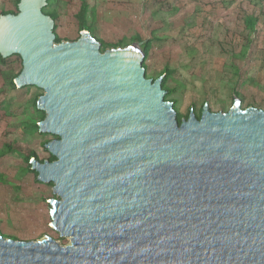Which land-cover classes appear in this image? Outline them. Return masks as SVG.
<instances>
[{
    "label": "water",
    "instance_id": "95a60500",
    "mask_svg": "<svg viewBox=\"0 0 264 264\" xmlns=\"http://www.w3.org/2000/svg\"><path fill=\"white\" fill-rule=\"evenodd\" d=\"M46 6L0 15V54L22 57L18 88L43 89L57 160L31 164L71 242L0 234V264H264V110L234 98L180 124L142 42L103 52L86 30L57 43Z\"/></svg>",
    "mask_w": 264,
    "mask_h": 264
},
{
    "label": "rangeland",
    "instance_id": "374dc122",
    "mask_svg": "<svg viewBox=\"0 0 264 264\" xmlns=\"http://www.w3.org/2000/svg\"><path fill=\"white\" fill-rule=\"evenodd\" d=\"M13 3L0 0V9L16 10ZM91 4L98 12L92 33L101 41L114 44L125 38V45H131L138 42L133 40L137 33L144 40L152 34L159 37L147 61L149 75L158 77L167 65L175 70L172 84L180 86L171 97L178 99L180 112L187 113L192 103L200 106L205 101L215 112L229 111L234 98H240L230 84L237 78L232 65L242 70L243 77L254 79L239 88L247 98H240L242 106L253 104L264 109V0H91ZM80 7L81 0H56L49 8L58 9V33L70 41L78 40L82 32L76 19ZM252 13L261 14L258 51H251L250 64L241 59L233 63L232 55L239 54L246 42L244 16ZM2 70L0 148L10 141L28 145L38 152L40 161H45L50 151L44 144L58 136L41 134L39 129L46 113L37 107L43 89L13 87L3 81ZM26 164L24 157L14 152L0 165L5 181L0 184V234L26 241L50 236L70 244V238L62 237L51 224L52 199L48 198L53 188L39 181Z\"/></svg>",
    "mask_w": 264,
    "mask_h": 264
},
{
    "label": "trees",
    "instance_id": "16d2710c",
    "mask_svg": "<svg viewBox=\"0 0 264 264\" xmlns=\"http://www.w3.org/2000/svg\"><path fill=\"white\" fill-rule=\"evenodd\" d=\"M13 1H14V5H15L16 10H3L0 15L8 14V13H18V6H19V3L21 0H13ZM55 1L56 0H48V6H46L44 8V12L46 14L52 16L54 18V20L56 21V25L54 28V32L56 33V36H57L56 42L61 43L63 41H70L67 37L63 38L58 33V29L60 27L58 20L60 19L61 14L59 13L58 9H56V10L55 9L54 10L49 9L50 7H52L54 5ZM97 13H98L97 7L91 4V0H81V7L79 9V12L76 15L79 31L88 30L92 33L91 28L94 24H96ZM91 16H92V18H94V20H92ZM260 20H261V14L260 13L257 15L255 13L245 14V16H244L245 30L243 33H246V35H245L246 42H245V44H244V46H243V48L239 54H233L232 55V57L234 58L233 63L237 59L244 60V61H246L247 64L251 63L250 58H248L249 55L251 54V51L256 50V49L258 51L257 25H258ZM92 34H93V36L97 37L96 35H94V33H92ZM80 37H81V35H80ZM158 38L159 37L157 35L152 34L151 37L144 40L140 33H137L133 37L134 41L142 42L141 48L146 54V57L144 60V67L147 69V77L153 79L154 81L159 79L160 77H163L162 88L167 92L165 99L168 101H172L174 103V107H175L176 111L178 112V120H179L180 124L182 123L184 118L188 119L190 117V114L192 111H194L195 114L197 115V117L200 119L202 117V114H203V111L205 108L204 105L200 108V110H198V104L192 103L190 110L187 113H182V112H180V110L178 108V99L171 97L174 93H176L179 90V86H180V85H173L172 84V82H173L172 80H173L174 74H175L174 69L170 68V66L167 65L166 68L164 69V71L162 72V74H160L158 77H153V78L150 77L149 66L147 64V61H148V59L152 53L154 41H155V39H158ZM101 42H102V51L103 52H105L107 49H110V48H118V47L128 46V45H125L126 44L125 38H123L122 40H120L114 44H110L106 41H101ZM4 67H5V69H4ZM0 68H1L0 70H2V68H3V70H2L3 72L1 74L4 77L3 81L4 82L9 81L13 87H16L15 79L20 75V73L23 70V59H22V57L20 55H13L9 58H4L0 54ZM232 69H233V73H234L235 77H237V78H235L236 80H232L234 84L233 83H230V84H231V86L234 87V92L237 94V96H239L243 101H245L247 98L243 94V92H241L239 90V88L240 87L244 88L249 83H253L254 79L251 77L250 78L243 77L242 70L235 65H232ZM12 72H14V73H12ZM230 75L232 76L231 73H230ZM255 84H257V83H255ZM42 95L43 94H41V96ZM206 103H208V101H205V104ZM250 106H253V104H251ZM259 109L264 110L262 107ZM46 116L47 115L45 113V116L42 117V120H44L46 118ZM39 129H40V127H39ZM41 134H43V133L41 132ZM47 143H45L44 146H46ZM46 150L49 151L47 148H46ZM14 152H17L18 154H21L24 157V159L27 163L26 167L28 170L39 175V173L37 171L32 169V164L30 163L31 159H33V158H36L39 160L38 152L34 148H32L28 145H19L17 143H14L13 141L5 142L2 145V147L0 148V165H3L6 161L7 156L9 154L14 153ZM47 160L53 162V161L57 160V157L50 153V157ZM42 162H44V161H42ZM1 182L5 183L4 175L0 173V184H1ZM7 238L15 239L14 237H11V236H9Z\"/></svg>",
    "mask_w": 264,
    "mask_h": 264
},
{
    "label": "crops",
    "instance_id": "0c3cea01",
    "mask_svg": "<svg viewBox=\"0 0 264 264\" xmlns=\"http://www.w3.org/2000/svg\"><path fill=\"white\" fill-rule=\"evenodd\" d=\"M12 2H13V0H12ZM13 4H14V3H13ZM2 11H3V10L0 9V14L2 13Z\"/></svg>",
    "mask_w": 264,
    "mask_h": 264
}]
</instances>
